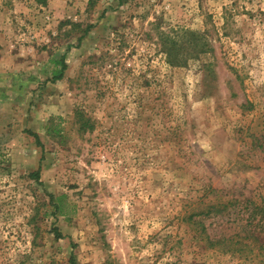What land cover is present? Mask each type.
I'll list each match as a JSON object with an SVG mask.
<instances>
[{
	"label": "rangeland",
	"instance_id": "1",
	"mask_svg": "<svg viewBox=\"0 0 264 264\" xmlns=\"http://www.w3.org/2000/svg\"><path fill=\"white\" fill-rule=\"evenodd\" d=\"M263 204L264 0H0V264H264Z\"/></svg>",
	"mask_w": 264,
	"mask_h": 264
},
{
	"label": "trees",
	"instance_id": "2",
	"mask_svg": "<svg viewBox=\"0 0 264 264\" xmlns=\"http://www.w3.org/2000/svg\"><path fill=\"white\" fill-rule=\"evenodd\" d=\"M59 65H60L59 68H55L52 71V77H51L52 82L60 80L63 77L64 70L66 69V64H65L63 58L60 60ZM60 197L61 196H59L57 199H60ZM256 214L259 217L257 220L258 222L264 220V204L262 206H253V217H256ZM197 215H199V214H194V216H197ZM191 217H193V215H191ZM229 242L231 243V241H229ZM219 243H220V241H218V240H216V241L210 240V242H209V244L211 246H218Z\"/></svg>",
	"mask_w": 264,
	"mask_h": 264
}]
</instances>
